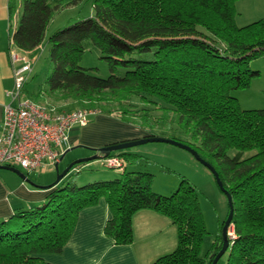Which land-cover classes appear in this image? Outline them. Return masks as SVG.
<instances>
[{"label": "trees", "instance_id": "trees-1", "mask_svg": "<svg viewBox=\"0 0 264 264\" xmlns=\"http://www.w3.org/2000/svg\"><path fill=\"white\" fill-rule=\"evenodd\" d=\"M84 1L22 0L13 44L26 52L46 45L44 85L62 99L109 101L122 107L121 119L133 123L127 116L132 97L148 94L164 103L163 111L174 114L190 140L170 137L211 163L231 195L235 237L223 264H264V109L242 108L233 94L260 74L250 63L264 57V17L238 26L235 0H89L91 15L48 34L59 9ZM15 8L9 0L10 19ZM87 42L108 63L107 77L80 65ZM141 112L140 125L146 126L149 111ZM117 151L128 163L140 158L127 148ZM153 178L148 171L124 169L109 180H65L41 205L0 220V264H53L41 254L60 253L78 212L100 197L112 214L104 233L115 243H131L133 214L152 209L169 217L178 232L177 247L152 264H209L221 248L224 220L203 252L207 230L196 188L182 179L164 195L152 189Z\"/></svg>", "mask_w": 264, "mask_h": 264}, {"label": "crops", "instance_id": "crops-1", "mask_svg": "<svg viewBox=\"0 0 264 264\" xmlns=\"http://www.w3.org/2000/svg\"><path fill=\"white\" fill-rule=\"evenodd\" d=\"M21 2L22 0H15V12L10 19L9 0H0V132L4 105L10 100L6 91L13 86V73L7 50L11 34L21 13ZM234 6L235 21L238 26L247 25L264 17V0H235ZM91 14L92 11L87 16ZM52 30L49 26L48 34ZM42 46L46 45L38 48ZM250 65L260 71L259 76L252 79L248 88L234 91L233 94L242 108L264 109V57L252 60ZM26 94L29 95L27 92ZM149 134L160 135L148 126L136 125L105 113L92 115L88 124L75 126L70 130L67 148L58 165L63 163L65 168L70 163L65 160L66 154L76 148L87 149L86 155H91L96 148L142 138ZM127 151L139 154L140 158L134 163H128L126 160L125 169L151 172L154 175L152 189L160 194L168 195L174 191L178 180L168 175L166 170L169 167L164 163L170 164L168 155L176 153L175 150L169 146L152 144V146L127 149ZM178 153L188 164L195 163L190 152L189 154ZM148 154L164 156L157 173H155L156 169L152 170L148 164L151 159L147 157ZM87 168L97 170L81 173L80 170ZM54 169L56 168L50 167L26 174L28 180L22 179L13 171L0 169V220L7 218L15 211L41 205L45 202L48 193L65 180H73L76 184L82 185L96 180L113 179L121 174V171L104 167L99 159H95L74 166L58 183L53 184L56 180L52 173ZM71 175H75L72 176L73 179ZM111 215L104 197H100L95 204L82 208L78 212L74 229L62 251L43 253L42 258L53 264H152L158 257L172 252L177 247V226L164 214L152 209L136 211L132 216L133 240L128 244H117L104 233L105 223ZM213 241L214 239L205 249L202 248V251L205 252Z\"/></svg>", "mask_w": 264, "mask_h": 264}, {"label": "rangeland", "instance_id": "rangeland-1", "mask_svg": "<svg viewBox=\"0 0 264 264\" xmlns=\"http://www.w3.org/2000/svg\"><path fill=\"white\" fill-rule=\"evenodd\" d=\"M61 0H52L53 3H59ZM91 4L89 0L84 1L83 3L77 5H68L63 6L59 9L50 23V30L54 31L57 28L65 27L67 25L72 24L73 22L81 19L84 16H87L91 11ZM49 28V27H48ZM33 56L37 57L34 70L31 78L26 83L25 91L36 99H46L51 103L58 104L60 107L64 109H76V108H97L100 110V113L97 114H108L115 118H120L123 114L122 107L114 105L111 102H103L99 101L93 105H88V102L83 104L73 101L71 99H62L57 94L51 93L48 91L47 87L44 85V79L49 72L48 62H47V50L46 46H42L41 48L36 49L32 52ZM80 65L85 68H94L92 73L101 76L107 77L110 74V69L108 63L100 58L99 52L91 46L89 42L86 43V51L80 61ZM123 71H121L122 73ZM120 73V71H118ZM43 94V95H42ZM165 104L160 102L155 97L146 94L145 99H140L137 96L131 98L127 103L128 113L127 116L134 122V124L139 125L140 123L145 124L140 118L139 112H143L147 109L149 111V116L151 117L152 123L149 121L146 123L150 129H154L156 133H160L161 136L170 137L172 134L178 135L180 139L190 140L189 135L182 132L178 124H176L174 120V114L171 111L164 112ZM161 107V108H160ZM165 110V109H164ZM141 112V113H142ZM95 114V115H97ZM163 116V117H160ZM170 132V133H169ZM158 135V136H160ZM157 136V135H155ZM177 137V136H176ZM152 144H161L164 146H169L176 153L168 155V161L170 164L164 163L168 168V175L177 179L178 183L175 189L178 187L182 179H186L187 182L192 184L199 196L200 208L202 211V216L205 224V228L207 230V234L204 237L202 248L205 249L209 243L215 239L216 234L219 232V226L223 220L227 217L228 214V203L226 196L220 191L218 188L215 178L211 171L204 166L201 162L194 158L193 164H188L178 152H183L185 154H189V152L181 147H178L173 144L165 143V142H147L144 144L128 147L127 149H137L144 148L147 146H152ZM88 152L87 149L84 148H76L74 151H69L65 160L71 162L73 157H86L90 154L86 155ZM120 156L123 157L121 153L116 152ZM252 152L245 153V156L250 155ZM86 156H79V155ZM168 154V153H167ZM151 158L149 160V165L152 170L156 169L157 173L159 171L160 166L163 163L164 156H149ZM193 156V155H192ZM194 157V156H193ZM125 158V157H124ZM78 159V158H76ZM165 161V160H164ZM63 163L58 165V170H63ZM166 169V168H165ZM97 169H82L81 173H85L86 171H95ZM50 171V170H49ZM56 169L52 171V173L56 177ZM75 176V175H74ZM157 177V174H156ZM174 189V190H175ZM172 192H170L171 194ZM169 195V194H168ZM223 225V224H222ZM232 226V222L228 226L230 228ZM229 230V229H228ZM232 240V239H231ZM231 240L228 237L229 245ZM227 252H225L222 258L219 260L217 264H223L226 259Z\"/></svg>", "mask_w": 264, "mask_h": 264}, {"label": "built area", "instance_id": "built-area-1", "mask_svg": "<svg viewBox=\"0 0 264 264\" xmlns=\"http://www.w3.org/2000/svg\"><path fill=\"white\" fill-rule=\"evenodd\" d=\"M7 53L13 86L6 91L10 100L4 105L0 165L17 167L25 174L55 167L67 148L70 130L85 126L100 110L64 109L46 99L27 95L26 83L33 74L37 57L16 47L11 37ZM99 160L102 166L121 172L127 166L126 159L117 153ZM228 229L227 236L231 240L235 237L233 225Z\"/></svg>", "mask_w": 264, "mask_h": 264}, {"label": "water", "instance_id": "water-1", "mask_svg": "<svg viewBox=\"0 0 264 264\" xmlns=\"http://www.w3.org/2000/svg\"><path fill=\"white\" fill-rule=\"evenodd\" d=\"M147 142H165V143L176 145V146L181 147V148L187 150L188 152H190L194 156V158H196V160L201 162L204 166H206L211 171V173L213 174V176L215 178V181H216L218 188L226 196L229 211H228L227 217L225 218L223 225H222V228H221L222 245H221V248L219 249V251L213 257L212 261L209 263V264H217L218 260L223 256V254L229 248L227 230H228V226L230 225V223L232 221V216H233L232 198H231V195L228 192V190L224 187L222 180L220 179V176H219L218 172L216 171V169L213 167V165L211 163H209L207 160H205L204 158H202L198 154L196 149H194L193 147H191L190 145H188L182 141H179V140H177L175 138H171V137L153 135V136H145V137L138 138V139H132V140H127V141H122V142H117V143L105 145V146H102L100 148H96L94 150L95 151L94 154H91L89 156L78 158V159L71 161L61 171L58 170V164H56L55 168L57 171V176H56V180L53 184L58 183L74 167V165H76L78 163L88 162V161L95 160V159H100L102 157L108 156V154L112 151L125 149L128 147L144 144ZM0 169H7L10 171H13L16 174H18L22 179L28 180L26 174L21 169H19L17 167L8 166V165H0Z\"/></svg>", "mask_w": 264, "mask_h": 264}]
</instances>
